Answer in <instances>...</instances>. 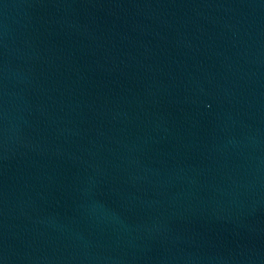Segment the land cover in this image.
Instances as JSON below:
<instances>
[{"label":"water","instance_id":"95a60500","mask_svg":"<svg viewBox=\"0 0 264 264\" xmlns=\"http://www.w3.org/2000/svg\"><path fill=\"white\" fill-rule=\"evenodd\" d=\"M0 264H264V0H0Z\"/></svg>","mask_w":264,"mask_h":264}]
</instances>
